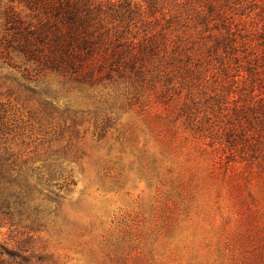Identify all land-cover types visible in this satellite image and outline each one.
<instances>
[{"label":"rangeland","instance_id":"374dc122","mask_svg":"<svg viewBox=\"0 0 264 264\" xmlns=\"http://www.w3.org/2000/svg\"><path fill=\"white\" fill-rule=\"evenodd\" d=\"M130 1L108 27L132 70L87 85L1 65L0 152L29 193L0 216V264H264L246 68L264 0Z\"/></svg>","mask_w":264,"mask_h":264},{"label":"trees","instance_id":"16d2710c","mask_svg":"<svg viewBox=\"0 0 264 264\" xmlns=\"http://www.w3.org/2000/svg\"><path fill=\"white\" fill-rule=\"evenodd\" d=\"M130 7V0L117 4L110 0H0V68L17 69L25 80L34 72L68 76L87 85L132 70L120 42L121 32L116 25L108 27L111 22L122 23L132 13ZM237 43L230 40L229 47V41H219L217 45L232 52ZM246 68L262 111V118L251 127L254 139L264 137V42ZM3 119L0 106V132L6 129ZM10 158L0 152V216L14 222L26 200L21 191L27 192L22 187L28 181L15 175Z\"/></svg>","mask_w":264,"mask_h":264}]
</instances>
